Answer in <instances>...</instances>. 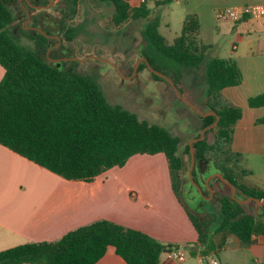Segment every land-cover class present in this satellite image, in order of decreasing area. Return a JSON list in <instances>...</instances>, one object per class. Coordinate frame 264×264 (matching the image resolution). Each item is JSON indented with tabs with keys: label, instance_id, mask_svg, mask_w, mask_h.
Instances as JSON below:
<instances>
[{
	"label": "trees",
	"instance_id": "obj_1",
	"mask_svg": "<svg viewBox=\"0 0 264 264\" xmlns=\"http://www.w3.org/2000/svg\"><path fill=\"white\" fill-rule=\"evenodd\" d=\"M100 1L114 6L112 21L117 26L129 19L147 20L142 30L145 44L141 55L155 70L176 78L179 90L183 68L199 69L205 64L206 112L215 111L220 120L205 134L216 130L215 144H210L206 137L194 143L195 159L198 164L200 160L212 161L209 152L225 146L232 149L234 125L242 117V109L222 103L221 93L224 88L240 85L244 76L233 57H208L210 46L203 42L200 16L186 14L180 35L169 44L159 30V17L150 18L152 8L148 3L131 7L127 0ZM171 1H156L155 5ZM63 2L61 36L70 41L76 36V29L68 21L78 0ZM24 3L33 12L31 4L40 5L48 0H25ZM14 20V9L7 0H0V64L4 68L0 80V144L65 179L87 182L114 166H124L134 154L162 152L180 194V173L184 169L179 153L181 138L163 125L150 123L135 112L111 103L98 83L76 68L78 61L52 62L49 57L42 58L38 51L19 43L9 30ZM43 30L50 34L46 28ZM36 33L41 43L50 41L42 32ZM144 68H149L146 61L140 65V70ZM152 75L166 81L154 72ZM248 104L264 106V93L250 97ZM200 117L202 128L216 121V115ZM260 121L264 122V118ZM185 150L191 155L190 144ZM218 165L213 171H220L246 195L264 197V189L239 183L236 173L226 164ZM211 173L214 172H208L206 177ZM198 176L197 171H193V179L200 186ZM188 179L194 186L190 176ZM214 180L221 181L214 177L210 180L211 187ZM202 187L206 195L208 188ZM236 196L242 197L238 193ZM180 198L198 230L200 243L208 248L214 224L216 231L231 233L246 244L254 242L253 235H264L261 210L248 211L247 205L231 193L215 190L214 199L220 204L217 211L205 207L208 201L204 198L198 202L199 206H204L201 210L190 209L182 194ZM109 246L115 247L128 264H160L163 252L178 245H164L143 231L100 219L71 230L58 240L26 242L4 249L0 251V264H95Z\"/></svg>",
	"mask_w": 264,
	"mask_h": 264
},
{
	"label": "crops",
	"instance_id": "obj_2",
	"mask_svg": "<svg viewBox=\"0 0 264 264\" xmlns=\"http://www.w3.org/2000/svg\"><path fill=\"white\" fill-rule=\"evenodd\" d=\"M181 1L182 20L188 13L200 16L206 45L211 47L220 26L239 34L228 56L237 61L244 79L240 85L224 88L221 97L242 109V117L234 125L231 147L244 156L254 144L264 143V122L260 121L264 106L248 104L250 97L264 93V18L245 16L237 22L219 21L216 12L230 6L264 4V0H176ZM206 30L212 32L211 37L205 35ZM3 75L0 64V80ZM157 159L164 167L147 165ZM184 204L162 152L134 154L124 166H114L87 182L65 179L0 144V251L26 242L58 240L80 226L106 219L143 231L164 245L185 246L189 255L180 264H203L201 256L230 264L215 256L216 248H226L230 240L238 248L246 243L231 233L216 231L215 226L210 233L211 247L201 244ZM263 207L259 208L261 212ZM252 238L249 251L264 245V235ZM257 254V264H264V251ZM95 264L128 263L115 247L109 246ZM160 264H174L167 261L166 251Z\"/></svg>",
	"mask_w": 264,
	"mask_h": 264
},
{
	"label": "rangeland",
	"instance_id": "obj_3",
	"mask_svg": "<svg viewBox=\"0 0 264 264\" xmlns=\"http://www.w3.org/2000/svg\"><path fill=\"white\" fill-rule=\"evenodd\" d=\"M7 1L15 11V20L9 27L11 34L22 45L38 51L42 58L48 57L47 53L51 48L49 56L52 58H85L89 55H97L118 66L122 74L111 63L99 59L89 58L75 64L78 70L90 75L98 83L111 103L121 105L135 112L139 118L150 123L163 125L171 133L181 138L179 153L184 160V169L180 173V194H182L190 209L201 210L204 206L213 211L219 209L220 204L214 199V195L207 200L208 202L204 206H199L198 202L204 196L196 186H191L188 179L190 176L191 155L185 148L193 138L200 135L203 129L200 114L184 102L168 80L155 79L149 68L140 70V65L144 62V59L140 60V58L145 44L142 30L147 21L146 19H129L117 26L112 21L113 5L100 0H78L75 12L68 21V24L76 29V36L67 41L61 36V17L65 6L63 0H51V4L47 7L34 8L33 12L29 10L30 20L26 12L25 0ZM127 1L139 3L141 0ZM145 2L151 8L153 7L150 18L159 17V30L165 36L167 43H173L175 37L180 35L183 27L181 18L184 9L183 1L177 3L176 0H172L168 4L156 6L154 0H145L141 4ZM48 4L49 1L40 5L46 6ZM35 27L46 28L50 31L49 35L59 36L60 42L58 37H49L50 41L44 44L41 43ZM219 28L214 32V41L208 50L209 58L227 57L232 52L233 43H238L239 34L237 31L221 26ZM205 35L211 37L212 32L206 30ZM71 61L75 62L76 60ZM137 63L138 67L135 70ZM175 82L176 78H174ZM179 86L181 90L176 85L179 92L188 101L202 111H207L204 99L207 89L205 64L199 69L183 68ZM221 102L226 104L223 99H221ZM216 135V130H212L205 137L210 144H215L217 141ZM208 156L212 161L208 160L206 162L204 172H199L200 164L197 161L193 169L199 174L202 192L204 191L202 186H205L204 181L209 176L206 177V174L208 172L215 173L213 170L217 169L220 163L226 164L229 169L236 173L235 176L239 183H243L248 187L264 188V143L254 144L253 150L244 154V156L237 155L228 146H225L224 149L219 148L211 151ZM157 160L150 161L147 165L164 167L163 162H160V159ZM34 179L37 180V177L34 176ZM212 188L214 194L215 190L231 194L233 192L232 187L222 180H214ZM205 194V196H209L210 190L207 189ZM244 204L247 205L250 212L253 209L259 210L260 208L253 200ZM262 213H264V207ZM209 215L212 216V214ZM215 226L216 224L213 225L210 233L214 231ZM249 246V244L241 243L238 248L230 240L226 244V248H216L215 256L223 263L257 264V259L260 256L257 252H263L264 245L258 248L253 246V251L247 249Z\"/></svg>",
	"mask_w": 264,
	"mask_h": 264
},
{
	"label": "water",
	"instance_id": "obj_4",
	"mask_svg": "<svg viewBox=\"0 0 264 264\" xmlns=\"http://www.w3.org/2000/svg\"><path fill=\"white\" fill-rule=\"evenodd\" d=\"M48 1H49V4L46 5V6H44V5H35V4H31V6H32L33 8L47 7V6H49V5L51 4V0H48ZM26 12H27V14H28V19L30 20V18H31V14H30V12H29V10H28L27 8H26ZM35 29H36L37 31H39V32H42V33L45 34L47 37H50V38H51V37H58L59 42H60V40H61L59 36H53V35H49V34H47L42 28L35 27ZM50 49H51V48H50ZM50 49L48 50V53H47V54H48L49 59H50L52 62H57V63L60 64V62L63 61V60H76V61L79 62V61H84V60L89 59V58H94V59H99V60H103V61H106V62L111 63V64H112V65H113V66H114V67H115V68H116V69L122 74V71L120 70V68H119L118 66H116L115 64H113V63L110 62L109 60L104 59V58H102V57H99V56H97V55H89V56H87V57H85V58H79V57H64V58H60V59H54V58H52V57L49 56V51H50ZM141 59H144V61L147 62L148 67H149V69H150L152 72H154V73H156V74L162 76V77L165 78L166 80H168V81L173 85V87H174V89L176 90L177 94H178V95L184 100V102H186L187 104H189L190 106H192L195 110H197L198 113L200 114V116L204 117V116H208V115H216V121H215L213 124L204 127V128L202 129L200 135H199L198 137H196V138H193V139L190 141V143H189V144H190V150H191L190 179H191V181L193 182L194 186H196V187L199 189V191L203 194V192H202V188H201V187H200V186L194 181V179H193V169H194L195 162H196V159H195L194 143H195V142H198V141H201V140H203V139L205 138V133H206V131L209 130V129H211L212 127H214V126H216V125L218 124V122H219V120H220V116L217 115V113H216L215 111L204 112V111H202L201 109H199L196 105H194L193 103H191L190 101H188V100H187V99H186V98H185V97L179 92L178 88L176 87V85H175V83H174V77H173V78H172V77H169V76H167L166 74H164V73H162V72H159V71L155 70L154 68H152L151 65H150V63L147 61L146 57L142 56V57L140 58V60H141ZM140 60H139V62H140ZM139 62H138V63H139ZM138 63H137V65H136V67H135V70H136L137 67H138ZM206 162H207V161H202V160L199 161L201 172H204V167H205V165H206ZM214 176H219V178H220L223 182H225L226 184H228V185H230V186L232 187V189H233L232 196H233L234 198H236L239 202H241V203H247L248 201L253 200V201H255V202L257 203V206H258V207H262V206H263V204H264V197L261 198V199H259V198L254 197V196H248V195H246L245 192L242 191L239 187H237L234 183H232L231 181L227 180V179L222 175L221 172H215V173H212V174H210V175L205 179V186L210 190V195H209V196H205V195H203L205 200H209V199H211V198L213 197V195H214V189L210 186V180H211ZM237 193L240 194L243 198H237V196H236ZM256 212L258 213V209H256Z\"/></svg>",
	"mask_w": 264,
	"mask_h": 264
},
{
	"label": "built area",
	"instance_id": "obj_5",
	"mask_svg": "<svg viewBox=\"0 0 264 264\" xmlns=\"http://www.w3.org/2000/svg\"><path fill=\"white\" fill-rule=\"evenodd\" d=\"M145 0L139 1V3L129 2L131 7H136L144 2ZM245 16L251 18H264V4H247L239 6H230L216 12V18L219 21H231L237 22L243 19ZM167 261L174 264L183 263L188 257V251L185 246L178 245L170 248L166 251ZM203 264H219L215 259L208 260L207 257L201 256Z\"/></svg>",
	"mask_w": 264,
	"mask_h": 264
},
{
	"label": "flooded vegetation",
	"instance_id": "obj_6",
	"mask_svg": "<svg viewBox=\"0 0 264 264\" xmlns=\"http://www.w3.org/2000/svg\"><path fill=\"white\" fill-rule=\"evenodd\" d=\"M60 58H64V57H58V58H54V59H60ZM63 61H65V60H63ZM201 172V171H200ZM198 175V174H197Z\"/></svg>",
	"mask_w": 264,
	"mask_h": 264
}]
</instances>
